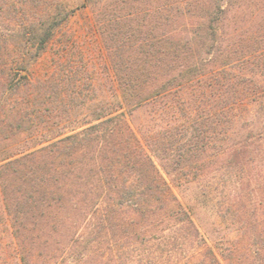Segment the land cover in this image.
Wrapping results in <instances>:
<instances>
[{"label":"trees","instance_id":"16d2710c","mask_svg":"<svg viewBox=\"0 0 264 264\" xmlns=\"http://www.w3.org/2000/svg\"><path fill=\"white\" fill-rule=\"evenodd\" d=\"M83 7L124 111L77 132L29 141L78 98L62 71L29 79L66 6L13 0L22 26L0 33V264H264V0ZM164 174L204 184L240 237L217 252Z\"/></svg>","mask_w":264,"mask_h":264},{"label":"rangeland","instance_id":"374dc122","mask_svg":"<svg viewBox=\"0 0 264 264\" xmlns=\"http://www.w3.org/2000/svg\"><path fill=\"white\" fill-rule=\"evenodd\" d=\"M61 1L66 6L68 18L57 30L47 52L32 66L29 79L52 78L57 72L62 71L63 76L78 82L76 87L78 98L72 100L70 114L67 116L65 114V118L58 124L55 119L44 115L41 122L36 118V122H39L38 132H35L29 141L43 142L60 134L64 136L77 132L124 111L121 93L93 15L90 9L83 7L86 0ZM12 2L13 0L0 1L2 16L0 33L4 35H9L16 31L19 25L22 26L21 22L7 15ZM244 21L245 23L239 24V31L242 33L250 29L251 25L249 17ZM224 32L229 36L232 29L228 26ZM256 110L253 106L252 111ZM147 115L144 111L139 113L136 123H141ZM164 176L182 202L195 206L197 224L217 252L220 253L221 247L229 246L231 239L240 237L238 223L219 218L220 198L210 194L204 184L187 181L179 184L167 175ZM127 257L129 264H140L143 259L140 253H131Z\"/></svg>","mask_w":264,"mask_h":264}]
</instances>
